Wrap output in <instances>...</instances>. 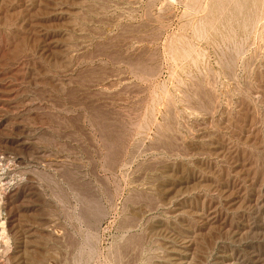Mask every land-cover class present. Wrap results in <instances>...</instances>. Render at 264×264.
Here are the masks:
<instances>
[{"label":"rangeland","instance_id":"374dc122","mask_svg":"<svg viewBox=\"0 0 264 264\" xmlns=\"http://www.w3.org/2000/svg\"><path fill=\"white\" fill-rule=\"evenodd\" d=\"M236 3L0 0V264H264V14Z\"/></svg>","mask_w":264,"mask_h":264},{"label":"bare ground","instance_id":"6f19581e","mask_svg":"<svg viewBox=\"0 0 264 264\" xmlns=\"http://www.w3.org/2000/svg\"><path fill=\"white\" fill-rule=\"evenodd\" d=\"M230 2H231V1H229L228 3H230ZM233 2H234V0H233ZM232 4H233V3H232ZM236 4H237V5H235V6H233V5H232V6H229V5H231V4H229V5H228V6H229V10H227V11H230V9H231L232 7L234 8V7L237 6V7L235 8V9L237 10V12H236V11L234 12V13H235V16H234V17L231 16V17H233V21H235V22H237V23H241L242 26H243L245 29H247V30H248V29L250 30V27H251V29H254V27L256 26L255 24L258 23V21H259L258 25L261 23V22H260V19H261V17L263 16L262 14H264V13H263V12H264V0H237V3H236ZM228 6H227V7H228ZM227 7H226V9H227ZM235 9H233V11H234ZM61 10H62V9H61ZM224 10H225V9H224ZM222 12H224V14H225L226 10H225V11H222ZM229 13H230V12H229ZM231 13H233V12L231 11ZM234 13H233V15H234ZM222 14H223V13H222ZM222 16H223V15H222ZM225 16H226V14L224 15V17H225ZM227 16H228V15H227ZM227 16L225 17V19H227V20L230 21L232 18H231V19H228ZM228 17H229V16H228ZM220 18H221V16H220ZM220 18H219V19H220ZM222 18H223V17H222ZM229 18H230V17H229ZM223 19H224V18H223ZM220 20H221V19H220ZM227 20H226V22H227ZM261 21H262V19H261ZM207 22H208V21H207ZM213 22H214V21H213ZM221 22H222V21H221ZM224 22H225V20H224L222 23H224ZM199 24H200V23H199ZM202 24H203V25L205 24V27H206V24H207V27H209L210 29L212 28V27H210V26L208 25L209 23H204V22H202ZM211 24H212V21H211ZM211 24H210V25H211ZM216 24H218V22H217ZM219 24H221V23H219ZM228 24H229V23H228ZM263 24H264V23H262V25H263ZM196 25L198 26V24H196ZM200 25H201V24H200ZM229 25H230V24H229ZM231 25H232V23H231ZM231 25H230V27H232ZM238 25H239V24H238ZM201 26H202V25H201ZM225 26H227V28H228L227 23L225 24ZM234 26H235V25L233 24V27H234ZM252 26H254V27L252 28ZM213 27H215V23H214V26H213ZM216 27H217V29L220 28L218 25H217ZM218 27H219V28H218ZM236 27H237V26H236ZM243 27H242V28H243ZM259 27H260V26H259ZM199 28H200V26H199ZM203 28H204V26H203ZM203 28H202V30H204ZM209 28H208V29H209ZM227 28H226V29H227ZM260 28H261V27H260ZM197 29H198V28H197ZM213 29H214V28H213ZM213 29H212V30H213ZM215 29H216V28H215ZM217 29H216V30H217ZM221 29H222V27H221ZM223 29H224V28H223ZM223 29H222V30H223ZM229 29H230V28H229ZM233 29H236V28H233ZM233 29L231 28L232 31H234ZM237 29H238V27H237ZM245 29H243V30H245ZM256 29H257V27H256ZM256 29H255V30H256ZM205 30H206V28H205ZM231 30H230V31L228 30V31L231 32ZM243 30H242V31H243ZM247 30H246V32H247ZM249 30H248V31H249ZM199 31H200V30H199ZM218 31H219V30H217V32H218ZM224 31H225V30H223L222 32H223L224 35H225V32H224ZM239 31H241V30H240V27H239ZM251 31H252V30H250V32H251ZM262 31H263V30H262ZM203 32H204V34H203ZM205 32H206V31H202V34L205 35ZM215 32H216V31H215ZM226 32H227V30H226ZM237 32H238V31H237ZM218 33H219V32H218ZM227 33H228V32H227ZM234 33H235V32H234ZM198 34H199V33H198ZM202 34H201V35H202ZM206 34H207V33H206ZM220 34H222V33H220ZM230 34H231V33H230ZM242 34H244V33H242ZM248 34H249V33H248ZM248 34H247V36H243V37H247V38H248ZM199 35H200V34H199ZM199 35H198V37H199ZM224 35H222V36L220 35V37L223 38ZM256 35H257V34H256ZM256 35H255V36H256ZM218 36H219V34H218ZM203 37H204V36H203ZM205 37H206V35H205ZM227 37H228V35H227ZM243 37H241V38H243ZM262 37H263V36H262ZM56 38H57V37H56ZM78 38H79V37H78ZM238 39H239V38H238ZM240 40H241V39H240ZM251 41H252V40H251ZM256 42H257V40H256ZM237 45H238V44H237ZM239 45H240V44H239ZM189 47H190V49H191V46H189ZM235 47H236V46H235ZM67 48H68V47H67ZM192 48H193V46H192ZM229 48H230V47H229ZM53 49H54V48H53ZM82 49H83V48H82ZM190 49H189V50H190ZM197 49H198V48H197ZM240 49H241V48H240ZM185 50L187 51V49H185ZM193 51H194V48H193ZM193 51L190 52V53H193ZM258 52H259V51H258ZM183 53H184V52H183ZM186 53H187V52H186ZM188 53H189V52H188ZM197 53H198V52H197ZM238 53H239V52H238ZM236 54H237V53H236ZM195 55H196V54H195ZM259 55H260V53H259ZM187 56H188V54H187ZM196 56H197V55H196ZM202 56H203V55H202ZM198 57H199V56H198ZM190 58H191V57H189V59H190ZM222 58H223V57H222ZM252 58H253V57H252ZM192 59H193V58H192ZM196 59H197V58H196ZM198 59H199V58H198ZM231 59H232V58H231ZM194 61H195V60H194ZM224 61H225V60H224ZM228 61H229V58H228ZM234 62H235V61H233V63H234ZM229 63H230V62H229ZM244 64H245V63H244ZM14 65H15V64H14ZM18 65H19V64H18ZM233 65H234V64H233ZM233 65H232V66H233ZM225 68H226V67H225ZM250 68H251V67H250ZM250 68H249V69H250ZM233 69H234V67H233ZM260 69H261V68H260ZM228 71H229V70H228ZM230 71H231V70H230ZM244 71H245V70H244ZM245 74H246V73H245ZM257 74H258V72H257ZM262 74H263V73H262ZM254 75H255V74H254ZM254 78H255V77H254ZM246 79H247V78H246ZM68 80H69V79H68ZM257 80H258V79H257ZM49 82H50V81H49ZM54 82H55V81H54ZM257 82H259V81H257ZM245 83H246V82H245ZM248 83H249V82H248ZM261 83H262V82H261ZM246 84H247V83H246ZM234 85H235V84H234ZM254 85H255V84H254ZM196 86H197V85H196ZM206 87H208V86H206ZM234 87H236V86H234ZM248 87H249V86H248ZM208 88H209V87H208ZM209 89H210V88H209ZM245 89H246V87H245ZM250 89H251V88H250ZM254 90H255V89H254ZM209 91H210V90H209ZM248 91H249V90H248ZM259 91H260V90H259ZM261 91H262V90H261ZM212 92H213V91H212ZM234 92H235V91H234ZM239 93H240V92H239ZM260 93H261V92H260ZM203 94H204V93H203ZM203 94H202V95H203ZM240 94H241V93H240ZM242 94H243V93H242ZM258 94H259V93H258ZM202 95H200V96H202ZM210 95H211V94H210ZM11 96H12V95H11ZM11 96H10V97H11ZM203 96H204V95H203ZM213 96H214V95H213ZM228 96H229V94H228ZM166 97H167V96H166ZM208 97H209V96H208ZM242 97H243V96H242ZM263 97H264V96H263ZM167 98H168V97H167ZM167 98H166V99H167ZM194 98H195V97H194ZM209 98H210V97H209ZM153 99H154V98H153ZM227 99H228V98H227ZM261 99H263V98L261 97ZM197 100H198V98H197ZM245 100H246V99H244V101H245ZM252 100H253V99H252ZM203 101L205 102V100H203ZM228 101H229V100H228ZM254 101H255V100H254ZM262 101H263V100H262ZM262 101H261V102H262ZM23 102H24V101H23ZM257 102H258V101H257ZM25 103H26V102H25ZM149 103H150V102H149ZM164 103H165V102H164ZM170 104H171V102H170ZM170 104H169V105H170ZM263 104H264V102H263ZM151 105H152V104H151ZM172 105H173V104H172ZM199 106H200V105H199ZM197 108H198V107H197ZM210 108H211V107H210ZM255 108H256V107H255ZM215 109H216V108H215ZM151 110H152V109H151ZM151 110H150V112H151ZM199 110H200V109H199ZM212 110H213V107H212ZM209 112H211V111H209ZM212 112H213V111H212ZM203 113H205V112L203 111ZM115 114H116V113H115ZM124 114H125V113H124ZM144 114H145V113H144ZM148 114H149V113H148ZM169 114H170V113H169ZM208 115H209V113H208ZM208 115H207V116H208ZM212 115H213V113H212ZM220 115H221V114H220ZM231 115H232V114H231ZM127 116H128V115H127ZM172 116H173V115H172ZM144 117H145V116H144ZM151 117H152V116H151ZM225 118H226V117H225ZM143 119H144V118H143ZM249 119H251V118H249ZM152 120H153V119H152ZM130 121H131V120H130ZM143 121H144V120H143ZM155 122H156V121H155ZM209 122H210V121H209ZM224 122H225V121H224ZM238 122H239V121H238ZM252 123H253V122H252ZM121 124H122V123H121ZM134 126H135V125H134ZM138 126H139V125H138ZM143 126H145V124H144ZM250 126H251V123H250ZM253 127H254V126H253ZM101 128H103V127H101ZM132 128H133V127H132ZM138 128H141V127H138ZM157 128H158V127H157ZM218 128H219V127H218ZM146 129H147V127H146ZM170 130H171V129H170ZM219 130H220V129H219ZM261 130H262V129H261ZM145 131H146V130H145ZM159 131H160V130H159ZM159 131H158V132H159ZM166 131H167V130H166ZM146 132H147V131H146ZM169 132H170V131H169ZM159 133H160V132H159ZM161 133H162V132H161ZM161 133H160V134H161ZM256 133H257V132H256ZM168 134H169V133H168ZM191 134H192V133H191ZM223 134H224V133H223ZM142 135H143V134H142ZM174 135H175V134H174ZM176 135H177V134H176ZM188 135H190V134L188 133ZM252 135H253V134H252ZM260 135H261V134H260ZM137 136H138V135H137ZM154 136H155V135H154ZM167 136H168V135H167ZM164 137H165V136H164ZM209 137H210V136H209ZM142 138H143V137H142ZM192 138H193V137H192ZM205 138H206V137H205ZM207 138H208V137H207ZM134 139H135V138H134ZM169 139H170V138H169ZM253 139H254V138H253ZM253 139H252V140H253ZM184 140H185V139H184ZM161 141H162V139H161ZM171 141H172V140H171ZM185 141H186V140H185ZM200 141H201V140H200ZM203 141H204V140H203ZM203 141H202V142H203ZM234 141H235V140H234ZM250 141H251V140H250ZM255 141H256V140H255ZM169 142H170V141H169ZM196 142H199V141H196ZM211 142H212V141H211ZM262 142H263V141H262ZM203 143H204V142H203ZM206 143H207V142H206ZM169 144H170V143H169ZM175 144H176V143H175ZM175 144H174V145H175ZM198 144H200V143H198ZM198 144H197V145H198ZM253 144H254V142H253ZM256 144H257V143H256ZM154 145H155V144H154ZM186 145H187V144H186ZM201 145H202V144H201ZM234 145H235V144H234ZM152 146H153V145H152ZM193 146H194V145H193ZM259 146H260V145H259ZM154 147H155V146H154ZM165 147H166V146H165ZM201 147H202V148H203V147L205 148V146H203V145H202ZM219 147H220V146H219ZM222 147H223V146H222ZM222 147H220V149H221ZM109 148H110V147H109ZM171 148H172V147H171ZM171 148H170V149H171ZM176 148H177V145H176ZM176 148H175V149H176ZM183 148H184V147H183ZM187 148H188V147H187ZM204 148H203V150H204ZM212 148H213V147H212ZM212 148H210V149L212 150ZM214 148H215V147H214ZM210 149H209V150H210ZM223 149H224V148H223ZM226 149H227V148L225 147V150H226ZM134 150H135V149H134ZM172 150H173V148H172ZM207 150H208V149H207ZM213 150H214V149H213ZM244 150H245V149H244ZM261 150H262V149H261ZM176 151H177V150H176ZM180 151H181V149H180ZM215 152H216V151H215ZM228 152H229V151H228ZM228 152H226V153H228ZM230 152H231V151H230ZM230 152H229V153H230ZM108 153H109V152H108ZM263 153H264V152H263ZM191 154H192V153H191ZM172 155H174V154H172ZM200 155H201V154H200ZM220 155H221V154H220ZM239 156H240V155H239ZM240 159H241V158H240ZM249 159H250V158H249ZM63 160H64V159H63ZM63 162H64V161H63ZM241 165H242V164H241ZM243 165H244V164H243ZM246 166H247V165H246ZM248 166H249V165H248ZM168 167H169V165H168ZM242 167H243V166H241V168H242ZM173 168H174V167H173ZM256 168H257V167H256ZM172 170H173V169H172ZM212 170H213V169H212ZM235 170H237V169H235ZM170 171H171V169H170ZM247 171H248V170H247ZM253 171H254V170H253ZM244 172H245V170H244ZM250 172H251V171H250ZM250 172H249V173H250ZM221 173H222V172H221ZM246 173H247V172H246ZM246 173H245L244 175L248 176V175H247L248 173H247V174H246ZM237 174H238V173H237ZM238 175H239V174H238ZM241 175H242V174H241ZM252 176H253V178L255 177L254 175H252ZM205 177H206V176H205ZM210 177H211V176H210ZM244 177H245V176H244ZM197 179H200V178H197ZM242 179H244V178H242ZM155 180H156V179H155ZM214 180H216V179H214ZM249 180H250V177H249ZM249 180H248V181H249ZM170 181H171V180H170ZM202 181H203V180H202ZM245 181H246V180H245ZM251 181L254 182L255 180L253 181V179H252ZM208 182H209V181H208ZM215 182H216V181H215ZM179 183H181V182H179ZM187 183H188V182H187ZM198 183H199V182H198ZM205 183H206V182H205ZM199 184H200V183H199ZM201 184H202V183H201ZM239 184H240V183H239ZM251 184H252V183H251ZM251 184H250V185H251ZM256 184H257V183H256ZM188 185H189V184H188ZM214 185H215V184H214ZM217 185H218V184H217ZM253 185H254V184H253ZM257 185H258V184H257ZM219 186H220V185H219ZM254 186H255V185H254ZM220 187H221V186H220ZM222 187H223V185H222ZM227 188H228V187H227ZM220 189H221V188H220ZM204 191H205V190H204ZM229 191H230V189H229ZM201 192H202V189H201ZM254 192H255V191H254ZM198 193H199V191H198ZM214 193H215V192H214ZM261 193H262V192H261ZM200 194H201V193H200ZM200 194H199V195H200ZM203 194H204V192H203ZM206 194H207V193H206ZM163 195H164V194H163ZM193 195L196 196L197 194H193ZM193 195H191L192 198H193ZM212 195H213V193H212ZM237 195H238V193H237ZM166 196H168L167 193H166ZM184 196H185V195H184ZM197 196H198V195H197ZM177 197H178V196H177ZM187 197H188V196H187ZM189 197H190V196H189ZM205 197H207V196H205ZM205 197H204V198H205ZM238 197H239V196H238ZM240 197H241V196H240ZM182 198L184 199L185 197L182 196ZM192 198H191V199H192ZM201 198H202V197H201ZM217 198H218V197H217ZM231 198H232V197H231ZM179 199H180V198H179ZM185 199H187V198H185ZM218 199H219V198H218ZM232 199H233V198H232ZM259 199H260V198H259ZM169 200H170V198H169ZM208 200H209V202H210V199H208ZM211 200H212V199H211ZM215 200H216V198H215ZM228 200L230 201V199H227V201H228ZM233 200H234V199H233ZM240 200H241V199H240ZM244 200L246 201V198H244ZM155 201H156V200H155ZM177 201H178V199H177ZM182 201H183V200H182ZM189 201H190V199H189ZM212 201H213V200H212ZM212 201H211V202H212ZM220 201H221V200H220ZM225 201H226V200H225ZM229 201H228V202H229ZM253 201H254V200H253ZM257 201H258V200H257ZM209 202H208V203H209ZM211 202H210V203H211ZM221 202H222V201H221ZM223 202H224V201H223ZM248 202H249V201H248ZM258 202H259V201H258ZM258 202H257V203H258ZM263 202H264V200H263ZM263 202H262V204L264 205ZM177 203H178V202H177ZM180 203H182V202H179V204H180ZM184 203H185V202H184ZM186 203H188V202H186ZM212 203H213V206H214V202H212ZM217 203L219 204V202H217ZM237 203H238V202H237ZM88 204H89V203H88ZM234 204H235V203H234ZM234 204H233V205H234ZM247 204H248V203H247ZM262 204L259 203V206L262 205ZM180 205H181V204H180ZM183 205H184V204H183ZM236 205H237V204H236ZM236 205H235V206H236ZM263 205H262V207H263ZM191 206H192V205H191ZM254 206H255V204H254ZM182 207H183V206H182ZM210 207H211V206H210ZM229 207H230V206H229ZM255 207L257 208V206H255ZM149 208H150V207H149ZM192 208H193V207H192ZM192 208H191V209H192ZM233 208H234V207H233ZM263 208H264V207H263ZM150 209H151V208H150ZM169 209H170V208H169ZM214 209H215V208H214ZM230 209H231V208H230ZM260 209H261V208H260ZM185 210H187V209H185ZM194 210H195V208H194ZM198 210H199V209H198ZM202 210H203V209H201L200 211H202ZM254 210H255V213H256V211H258V209L256 210L255 208H254ZM262 210H263V209H262ZM150 211H151V210H150ZM166 211H167V210H166ZM172 211H174V210H172ZM172 211H170V212H172ZM188 211H189V210H188ZM207 211H208V210H207ZM239 211H240V210H239ZM239 211H238V212H239ZM259 211H260V210H259ZM263 211H264V210H263ZM170 212H169V213H170ZM193 212H195V211H193ZM203 212H204V210H203ZM203 212H202V213H203ZM226 212H227V211H226ZM198 213H199V212H198ZM236 213H237V212H236ZM236 213H235V214H236ZM206 214H207V213H206ZM226 214H227V213H226ZM166 215H168V214H166ZM182 215H183V214H182ZM204 215H205V214H204ZM204 215H203V216H204ZM224 215H225V213H224ZM255 215H256V214H255ZM257 215H258V214H257ZM180 216H181V215H180ZM207 216H208V215H206V217H207ZM216 216H217V215H216ZM226 216H227V215H226ZM230 216H231V215H230ZM214 217H215V216H214ZM232 217H233V216H232ZM262 217H263V216H262ZM194 218H195V216H194ZM198 218H199V217H198ZM218 218H219V217H218ZM226 218H229V217H226ZM230 218H231V217H230ZM230 218L227 219V220H230ZM147 219H148V218H147ZM167 219H168V218H167ZM179 219H180V218H179ZM185 219H186V218H185ZM185 219H184V220H185ZM190 219H191V218H190ZM199 219H201V218H199ZM210 219H211V218H210ZM215 219H216V218H215ZM215 219H214V220H215ZM222 219H223V217H222ZM145 220H146V219H145ZM172 220H173V219H172ZM177 220H178V219H177ZM193 220H194V219H193ZM201 220H202V219H201ZM259 220H260V219H259ZM261 220H263V219H261ZM178 221H179V220H178ZM181 221H182V220H181ZM218 221H219V220H218ZM220 221H221V220H220ZM225 221H226V220H225ZM250 221H251V220H250ZM257 221H258V220H257ZM263 221H264V220H263ZM165 222H166V220H165ZM168 222H169V221H168ZM170 222H171V219H170ZM172 222H174V221H172ZM188 222H191V221H188ZM226 222H227V221H226ZM258 222H259V221H258ZM258 222H257V223H258ZM155 223H157V222H155ZM163 223H164V222H163ZM175 223H176V222H175ZM193 223H194V222H193ZM210 223H211V222H210ZM224 223H225V222H224ZM158 224H159V222H158ZM160 224H161V223H160ZM173 224H174V223H173ZM164 225H165V224H164ZM189 225H190V224H189ZM189 225H188V226H189ZM167 226H168V225H167ZM174 226H175V225H174ZM193 226H194V225H193ZM195 226H196V225H195ZM221 226H222V225H221ZM237 226H238V225H237ZM263 226H264V225H263ZM176 227H177V226H176ZM189 227H190V226H189ZM198 227H199V226H198ZM247 227H248V226H247ZM249 227H250V226H249ZM249 227H248V228H249ZM258 227H259V226H258ZM165 228H166V227H165ZM194 228H195V227H194ZM194 228H193V229H194ZM196 228H197V227H196ZM252 228H253V227H252ZM255 228H256V227H255ZM255 228H253V229H255ZM167 229H168V227H167ZM169 229H170V228H169ZM179 229H180V228H179ZM201 229H202V228H201ZM237 229H238V228H237ZM165 230H166V229H165ZM239 230H240V229H239ZM244 230H245V229H244ZM250 230H251V229H250ZM200 231H201V230H200ZM207 231H208V230H207ZM242 231H243V230H242ZM242 231H241V233H242ZM246 231H247V230H246ZM253 231H254V230H253ZM253 231H252V232H253ZM194 232H195V231H194ZM194 232H193V233H194ZM202 232H204V231H202ZM249 232H251V231H249ZM252 232H251V235L253 234ZM255 232H257V231H255ZM255 232H254V233H255ZM182 233H183V232H182ZM189 233H190V232H189ZM193 233H192V234H193ZM199 233H200V232H199ZM257 233H261V231H259V232H257ZM257 233H256V235H258ZM262 233H263V232H262ZM190 234H191V233H190ZM239 234H240V233H239ZM245 234H246V233H245ZM186 235H188V234H186ZM203 235H204V234H203ZM237 235H238V234H237ZM253 235H254V234H253ZM259 235H262V234H259ZM191 236H192V235H191ZM243 236H244V235H243ZM248 237H249V236H248ZM251 237H252V236H251ZM258 237H259V236H258ZM261 237H262V236H261ZM253 238H254V236L252 237V239H253ZM255 238H257V237H255ZM255 238H254V239H255ZM243 239H244V238H243ZM258 239H259V238H258ZM244 240H245V239H244ZM248 240H249V238H248ZM236 241H237V240H236ZM256 241H258V240H256ZM239 242H241V241H239ZM253 242H255V241L253 240L252 243H253ZM258 242H260V241H258ZM169 243H170V242H169ZM223 243H224V242H223ZM248 243H249V242H248ZM248 243H247V244H248ZM224 244H225V243H224ZM249 244H251V243H249ZM255 244H256V243H255ZM171 245H172V244H171ZM218 245H220V244H218ZM222 245H223V244H222ZM257 245H258V244H257ZM173 246H174V245H173ZM198 246H199V245H198ZM177 247H178V246H177ZM218 247H219V246H218ZM250 247H251V246H250ZM192 248H193V247H192ZM222 248H223V247H222ZM224 248H225V246H224ZM251 248H253V247H251ZM168 249H169V248H168ZM183 249H184V248H183ZM186 249H187V248H186ZM246 250H248V249H246ZM246 250H245V251H246ZM186 251H187V250H186ZM186 251H185V252H186ZM251 251H252V249L250 250V252H251ZM226 252H227V250H226ZM250 252H249V250H248V253H250ZM253 252H254V251H253ZM258 252H259V251H258ZM248 253H247V254H248ZM165 254H166V253H165ZM170 254H172V253H170ZM229 254H230V253H229ZM250 254H251V253H250ZM167 255H168V254H167ZM230 255H231V254H230ZM254 255H256V254H253V256H254ZM258 255H260V254H258ZM239 256H240V255H239ZM243 256H244V255H243ZM261 256H262V254H261ZM189 257H190V256H189ZM232 257H233V255H232ZM232 257H231V259H232ZM236 257H237V256H236ZM241 257H242V256H240V259H241ZM244 257H245V256H244ZM249 257H251V256H248V258H249ZM254 257H255V256H254ZM179 258H180V257H179ZM242 258H243V257H242ZM251 258H253V257H251ZM262 258H263V256H262ZM185 259H186V258H185ZM220 259H221V258H220ZM224 259H225V258H224ZM233 259H234V258H233ZM237 259H238V258H237ZM237 259H235V260H237ZM254 259H255V258H254ZM256 259H258V258L256 257ZM256 259H255V260H256ZM226 260H227V259H226ZM243 260H245V259H243ZM246 260H248V259H246ZM246 260H245V261H246ZM184 261H185V260H184ZM186 261H187V260H186ZM219 261H220V260H219ZM224 261H225V260H224ZM238 261H239V260H238ZM253 261H254V260H253ZM258 261H259V260H258ZM239 262H240V261H239ZM243 262H244V261H243ZM247 262H249V260H248ZM260 262H262V259H261ZM166 263H167V262H166ZM166 263H165V264H166ZM226 263H227V262H226ZM229 264H230V263H229ZM238 264H239V263H238ZM245 264H246V262H245ZM252 264H254V263H252ZM256 264H257V263H256ZM259 264H260V263H259Z\"/></svg>","mask_w":264,"mask_h":264}]
</instances>
